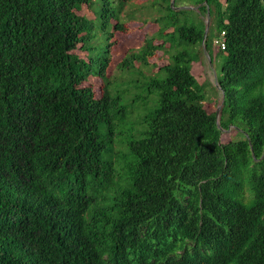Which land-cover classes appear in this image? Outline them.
<instances>
[{
  "label": "trees",
  "instance_id": "obj_1",
  "mask_svg": "<svg viewBox=\"0 0 264 264\" xmlns=\"http://www.w3.org/2000/svg\"><path fill=\"white\" fill-rule=\"evenodd\" d=\"M181 1L0 0V264H264V0ZM135 22L156 30L110 78ZM214 47L218 117L191 71ZM146 68L157 96L128 137Z\"/></svg>",
  "mask_w": 264,
  "mask_h": 264
},
{
  "label": "rangeland",
  "instance_id": "obj_2",
  "mask_svg": "<svg viewBox=\"0 0 264 264\" xmlns=\"http://www.w3.org/2000/svg\"><path fill=\"white\" fill-rule=\"evenodd\" d=\"M194 5V0H182L181 4L177 7V9H192ZM144 8L143 6H137V9L141 12ZM194 9V8H193ZM142 13V12H141ZM79 15H85L90 18L93 17L91 11L86 7H82L81 10L78 12ZM191 19L193 22H198V15L192 14ZM207 20V19H206ZM156 28L153 25H148L141 27L138 23H130L125 27L123 32L117 31L114 33L112 41L114 45L111 48V59L109 66L107 68V75L108 77H114L119 72L116 70V65L125 55V53L131 48H137L140 46L143 40L144 33L147 31H155ZM218 40V39H216ZM219 41V40H218ZM215 44V43H214ZM217 45V44H215ZM212 64L208 62L207 54L205 53L204 59L198 63L192 64V74L196 78L197 82L200 84H205L204 92L206 100L203 102L204 109L207 113L217 112L218 108H220V101H221V93L216 88V79L220 77V68L222 62V56L215 57V54L218 53L216 47L213 48L212 52ZM79 55L84 56L85 54L82 52H78ZM157 66H162L167 63V57L162 56L161 52H158L157 55L151 60ZM157 71V68L152 69L150 71L149 68H146L142 71V77L135 75L133 78V82L126 85L128 87V97H136L138 100H129L126 102V98L124 97L123 104L124 106L127 105V109L129 115L126 117L124 126L122 130L124 131L125 135L131 137L132 134L136 135V131L138 130L139 124V116L143 115L145 111L149 110L153 103V99L157 96L156 92H152L148 94L147 92V85L148 81L154 77V73ZM160 77V74L158 75ZM209 85H207V84ZM87 85H90L94 91V95L96 98L100 96L101 92V81L96 77H90L88 79ZM85 84V85H86ZM147 97L146 99H144ZM130 112L132 114H130ZM237 132L232 128L229 127L226 130H222L221 134V142L226 143L231 139L237 138Z\"/></svg>",
  "mask_w": 264,
  "mask_h": 264
},
{
  "label": "built area",
  "instance_id": "obj_3",
  "mask_svg": "<svg viewBox=\"0 0 264 264\" xmlns=\"http://www.w3.org/2000/svg\"><path fill=\"white\" fill-rule=\"evenodd\" d=\"M223 36H224L223 33H221L220 40L219 41L218 40H215L214 41V43L217 44V45H219L221 49H224V46H223L224 45L223 44L224 38H223Z\"/></svg>",
  "mask_w": 264,
  "mask_h": 264
},
{
  "label": "water",
  "instance_id": "obj_4",
  "mask_svg": "<svg viewBox=\"0 0 264 264\" xmlns=\"http://www.w3.org/2000/svg\"><path fill=\"white\" fill-rule=\"evenodd\" d=\"M173 4V1H171V5ZM207 30H208V19L206 20V29H205V31H204V36L206 35V33H207ZM207 59H208V62L210 63V59H209V56L207 55ZM218 112H219V108H218V110H217V112H216V117H218Z\"/></svg>",
  "mask_w": 264,
  "mask_h": 264
}]
</instances>
